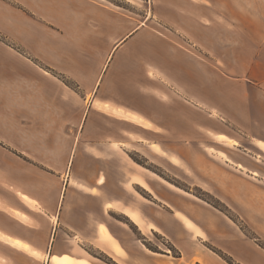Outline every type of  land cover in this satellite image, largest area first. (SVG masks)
<instances>
[{
    "label": "crops",
    "instance_id": "obj_1",
    "mask_svg": "<svg viewBox=\"0 0 264 264\" xmlns=\"http://www.w3.org/2000/svg\"><path fill=\"white\" fill-rule=\"evenodd\" d=\"M113 1L0 0L5 140L52 169L4 170L17 185L2 192L0 234L11 244L2 257L14 264H89L85 247L102 241L96 248L117 264L124 256L139 264L138 237L154 232L179 255L148 251L155 263L264 264V250L228 217L152 179L126 147L155 145L156 129H172L173 107L187 126L190 98L248 93L236 92L241 83L170 34L197 35L204 21L213 32L220 18L252 17L256 0H138L147 4L144 22H160L158 29L140 25L139 14L123 5L129 0Z\"/></svg>",
    "mask_w": 264,
    "mask_h": 264
},
{
    "label": "rangeland",
    "instance_id": "obj_2",
    "mask_svg": "<svg viewBox=\"0 0 264 264\" xmlns=\"http://www.w3.org/2000/svg\"><path fill=\"white\" fill-rule=\"evenodd\" d=\"M123 5L139 14L137 19L140 25L157 29L160 27V22L150 24V19L144 22L145 2L129 0L123 2ZM251 5L252 17L220 18V26L213 32L211 21H204L207 24L203 32L197 35L170 34L179 41L182 40L189 51L200 53L205 65H217L222 77L241 83L237 85L236 92L248 93H234L235 98L230 100L224 93H204V99L199 102L190 98L189 101L195 105L189 106L187 126L180 124L178 117L175 118L176 107H173L168 114L172 121L168 124H171L172 129H156L153 136L155 145L148 146L144 142L132 143L126 147L131 160L142 171H147L152 179L172 191L187 194L190 199L204 202L218 210L246 238L253 240L257 247L264 250V0L253 1ZM220 85L222 89V80ZM172 95L177 98L178 93ZM218 103L221 110L218 109ZM159 117L162 121L169 120L165 114H160ZM5 126L0 118V209L5 208L3 189L17 185L10 177L5 176V169L14 173L21 170L22 166L29 174L32 171H52L51 163L47 165L31 160L28 156H20L6 142L8 136L4 135ZM10 131L9 128L8 132ZM225 134H229L231 139ZM229 140L233 144L225 142ZM172 159L176 162H172ZM237 164H241L242 168ZM139 193L144 196L141 190ZM18 197L28 201L20 195ZM117 219L128 224L136 234L133 224L121 216ZM138 239L144 246L143 249H134L139 264H159L146 256L148 251L179 256L173 246L157 233ZM9 242L0 234V264H14V259L1 255L7 251ZM102 243L98 241L95 246L99 248ZM96 247H85L95 258L86 257V262L117 264ZM122 262L128 264L125 256Z\"/></svg>",
    "mask_w": 264,
    "mask_h": 264
},
{
    "label": "bare ground",
    "instance_id": "obj_3",
    "mask_svg": "<svg viewBox=\"0 0 264 264\" xmlns=\"http://www.w3.org/2000/svg\"><path fill=\"white\" fill-rule=\"evenodd\" d=\"M227 144H230L231 142H230V140L229 141H225ZM231 144H233V143H231ZM155 147V146H154ZM155 149H157V148H155ZM172 162H176V160H174V159H172ZM134 220L136 221V222H138V220L136 219V217H134ZM17 244L18 245H20V246H22L21 244H19L18 242H17ZM22 247H24V246H22Z\"/></svg>",
    "mask_w": 264,
    "mask_h": 264
},
{
    "label": "snow or ice",
    "instance_id": "obj_4",
    "mask_svg": "<svg viewBox=\"0 0 264 264\" xmlns=\"http://www.w3.org/2000/svg\"><path fill=\"white\" fill-rule=\"evenodd\" d=\"M50 259L57 260L60 259L59 257H50ZM64 259H67V257H64Z\"/></svg>",
    "mask_w": 264,
    "mask_h": 264
}]
</instances>
